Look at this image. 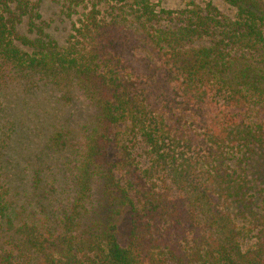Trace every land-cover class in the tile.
<instances>
[{
  "label": "trees",
  "instance_id": "1",
  "mask_svg": "<svg viewBox=\"0 0 264 264\" xmlns=\"http://www.w3.org/2000/svg\"><path fill=\"white\" fill-rule=\"evenodd\" d=\"M223 1L232 14L213 0L178 11L63 0L79 18L61 46L44 31L42 0H0V216L10 87L52 84L68 100L80 90L98 109L77 153L75 197L54 230L28 232L39 264H264V0ZM25 18L33 36L20 30ZM97 179L103 215L88 204ZM118 207L131 213L125 246Z\"/></svg>",
  "mask_w": 264,
  "mask_h": 264
},
{
  "label": "rangeland",
  "instance_id": "2",
  "mask_svg": "<svg viewBox=\"0 0 264 264\" xmlns=\"http://www.w3.org/2000/svg\"><path fill=\"white\" fill-rule=\"evenodd\" d=\"M150 1L158 11H178L191 0ZM194 1L205 6L211 0ZM213 3L222 12L232 14L233 10L223 0H213ZM40 13L44 31L65 46L79 12L69 16L63 8V0H42ZM20 30L33 36L28 32L27 18ZM3 106L9 145L2 161V174L9 182L10 196L8 212L0 216V264H6L7 257H11L13 264H39L35 250L27 244L28 232L31 233L33 227L40 231L54 230L60 223L62 211L75 197L77 153L86 130L96 120L98 109L82 91L74 90L68 100L52 84H41L31 92L24 90L22 85H13L4 95ZM59 130L66 135L53 139ZM134 144L130 150L138 161L145 162L143 143L134 141ZM119 150L117 145L113 146L112 151ZM261 159L259 163L264 171V157ZM88 204L101 215L103 208H108L99 179L93 184ZM114 209L116 207L109 209V213L113 214ZM130 216L129 208L125 207L112 217L119 241L124 246L128 240ZM253 241L255 238H246L243 246Z\"/></svg>",
  "mask_w": 264,
  "mask_h": 264
}]
</instances>
